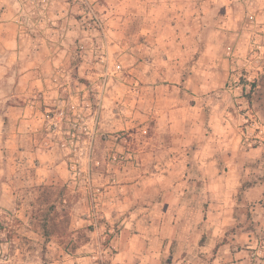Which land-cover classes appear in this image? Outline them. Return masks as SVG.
<instances>
[{
    "label": "rangeland",
    "instance_id": "rangeland-1",
    "mask_svg": "<svg viewBox=\"0 0 264 264\" xmlns=\"http://www.w3.org/2000/svg\"><path fill=\"white\" fill-rule=\"evenodd\" d=\"M176 1L185 4L183 15L158 17L162 25H176L168 28L181 42L174 54L188 51L190 67L209 42V54L225 60L197 111L190 88L171 73L176 65L157 68L147 60L148 49L129 42L151 20L144 14L129 19L125 3L0 0V72L7 73L0 79V110L7 113L0 134V232H6L0 234V264H115L123 248L118 237L128 215L126 198H134L138 209L143 199L161 197L165 189L152 180L146 190L143 174L176 167L170 151L163 159L138 156L148 137L147 146L157 150L159 123L168 145L183 137L198 140L202 135L191 132L192 121L204 123V107L223 99L232 102L228 108L239 104V112L248 111L256 130L264 127V0ZM152 69L167 73L166 79L151 76ZM230 80L236 85L231 90ZM175 120L186 135L174 133ZM246 138L249 145L261 140L256 134ZM249 166L250 179L235 195L234 224L225 236L200 235V251L184 255L187 261L264 264V147ZM254 184L256 197L244 199ZM208 214L205 206L199 210L200 226ZM128 231L139 229L130 225ZM222 242L232 252L243 251L217 253ZM131 256L133 263L143 258L138 249ZM173 259L160 256V264Z\"/></svg>",
    "mask_w": 264,
    "mask_h": 264
},
{
    "label": "crops",
    "instance_id": "crops-1",
    "mask_svg": "<svg viewBox=\"0 0 264 264\" xmlns=\"http://www.w3.org/2000/svg\"><path fill=\"white\" fill-rule=\"evenodd\" d=\"M120 3H125L124 11L129 19L131 15L144 14L145 18L151 20L150 23L146 22L139 26L136 29L138 32L134 33L133 40L129 42L133 41V46H137L138 49L143 48L144 51L148 49L150 56L147 60L152 64L171 62L174 66L176 65L175 72L171 73L190 88L191 94L197 99V111L202 96L211 94L215 89L217 85L214 81L215 75L222 73L221 68L225 67V60H219L216 56L209 54L210 51L205 49L206 46L209 47V42L202 45L204 49L197 58L190 61V67L185 63L188 51H182L179 56L174 54L172 48L181 47V42L169 33L168 28L175 29L176 25L171 23L162 25L158 17L183 15L185 4L182 2L176 0H119ZM127 27L131 29L130 24ZM136 37H141L140 41L137 42ZM196 44L200 46V41H196ZM162 48H168L165 54L162 53ZM151 55L154 59L150 58ZM170 57H173L174 61H168ZM186 66L190 70L185 73ZM160 71L152 69L150 74L165 80L168 74L164 71L160 73ZM6 76V72H0V79ZM1 86L3 82L0 83V90L3 89ZM148 87L151 90L157 88V85ZM6 100L7 98L4 101ZM236 102L240 103L241 100L235 98ZM229 105H232V102L217 99L212 107H204V110L208 109L204 115L206 117L203 119L204 123L193 120L190 126L192 133L196 131L202 135L198 140L192 136L183 137L173 140L172 145H168L163 134L164 128L159 123L158 136L154 138V141L158 143L157 150L152 151L150 146H147V143H151V137L143 141L144 148L138 156L163 159L170 151L168 156L175 159L176 167L168 169L160 166L155 171L143 174L146 178V190L150 189L149 185L152 180L158 181V189L159 187L165 189L166 192L161 197L152 202L150 198L143 199L138 209L135 208L134 198H126L128 215L118 237L123 248L116 252V255L120 254V256H116L115 264H160V256L169 255L174 257L171 264H193L183 256L198 254L200 235L205 233L210 239L221 233L225 236L228 227L234 224V215L231 211L238 205L235 195L241 183L250 179L249 175L252 174V170L249 163L255 161L262 153L264 135L261 133L264 127L261 125L260 130H256L258 125L252 121L248 111L241 113L239 109L242 106L238 104L237 107L228 108ZM6 115V112L2 113L0 110V134L6 122ZM172 127L175 129L174 133L181 132L186 135L185 125L180 120H175ZM251 134L260 136L261 140L249 145L246 142V136ZM257 186L258 184H254L245 190L244 199L250 200L256 197ZM203 206L211 214L201 219L207 221L206 226L199 225L198 212L203 211ZM155 217L158 218L157 222ZM130 225H136L139 231L131 235L128 231ZM14 227V240L16 241L18 230L16 225ZM5 233L0 232L1 235ZM2 247L5 246L0 242V250L3 249ZM226 247H229V243L222 242L217 253L222 251L236 256L237 253L243 251L242 247L236 252ZM248 247L250 246H245L246 249ZM18 249L19 247L15 245L14 250ZM136 249L140 251L143 258L140 262L133 263L131 254ZM244 261L243 258L236 262L231 258H226L222 262L213 259V264H243Z\"/></svg>",
    "mask_w": 264,
    "mask_h": 264
},
{
    "label": "built area",
    "instance_id": "built-area-1",
    "mask_svg": "<svg viewBox=\"0 0 264 264\" xmlns=\"http://www.w3.org/2000/svg\"><path fill=\"white\" fill-rule=\"evenodd\" d=\"M116 68H119V65H116ZM235 83V81L234 80H230L229 82H228V86H227V88L229 89V90H231L232 88H234L236 85H233Z\"/></svg>",
    "mask_w": 264,
    "mask_h": 264
}]
</instances>
